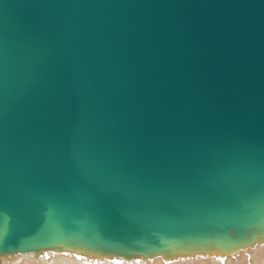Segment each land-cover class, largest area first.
Here are the masks:
<instances>
[{
	"label": "water",
	"instance_id": "95a60500",
	"mask_svg": "<svg viewBox=\"0 0 264 264\" xmlns=\"http://www.w3.org/2000/svg\"><path fill=\"white\" fill-rule=\"evenodd\" d=\"M264 228V0H0V253L218 251Z\"/></svg>",
	"mask_w": 264,
	"mask_h": 264
},
{
	"label": "bare ground",
	"instance_id": "6f19581e",
	"mask_svg": "<svg viewBox=\"0 0 264 264\" xmlns=\"http://www.w3.org/2000/svg\"><path fill=\"white\" fill-rule=\"evenodd\" d=\"M232 239L236 245L227 251L191 243L175 252H149L123 258L65 244L3 252L0 253V264H264V228H253L242 237L234 234Z\"/></svg>",
	"mask_w": 264,
	"mask_h": 264
}]
</instances>
